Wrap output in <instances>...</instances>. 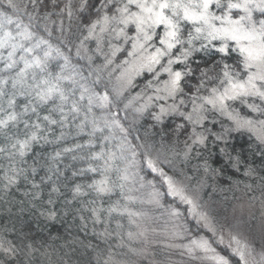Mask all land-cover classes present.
<instances>
[{
  "label": "snow or ice",
  "instance_id": "1",
  "mask_svg": "<svg viewBox=\"0 0 264 264\" xmlns=\"http://www.w3.org/2000/svg\"><path fill=\"white\" fill-rule=\"evenodd\" d=\"M25 212L94 264H264V0H0V264L55 252Z\"/></svg>",
  "mask_w": 264,
  "mask_h": 264
},
{
  "label": "trees",
  "instance_id": "2",
  "mask_svg": "<svg viewBox=\"0 0 264 264\" xmlns=\"http://www.w3.org/2000/svg\"><path fill=\"white\" fill-rule=\"evenodd\" d=\"M71 142L72 141L70 137L69 144H71ZM234 143L238 150L243 147L245 151H247L248 145L251 143V141L246 134H243L237 135ZM39 150L40 149H37V151ZM45 151L50 152L51 146H46ZM78 166L83 165L81 164ZM225 195H227L229 199L223 203H228L231 205L236 200L237 196H241L242 193L237 191L235 199L233 198L232 193H226ZM215 198L217 201H223V196L219 195L218 193L215 194ZM4 222L6 221L0 220V223ZM12 223L15 224V227L18 231L29 233L35 239L38 245L45 243L46 245H51L52 248L55 249L54 254L51 255L50 258H41L39 264H60L61 257H63L66 264H89L90 261L94 264L95 254H92L90 250L85 251L79 246H77L75 250H72L65 246L66 242H70L75 235V231L68 228V220H58L52 222L42 221L32 213L25 212L18 218L13 217ZM193 231H195V228ZM54 237H59V239H53ZM52 248L49 249L50 253L52 252ZM61 248H63V252L61 251ZM64 253H67V255H64Z\"/></svg>",
  "mask_w": 264,
  "mask_h": 264
},
{
  "label": "rangeland",
  "instance_id": "3",
  "mask_svg": "<svg viewBox=\"0 0 264 264\" xmlns=\"http://www.w3.org/2000/svg\"><path fill=\"white\" fill-rule=\"evenodd\" d=\"M219 195L223 196L225 194H221V193H218ZM246 200V197L243 196V194L240 196L238 195L236 200L230 205V204H225V203H222L220 205L221 207V210L223 212V214L229 218H231V216L233 215V210L236 209V214L237 215H243L245 217H247L248 219V232L250 235H255L258 237V234H259V230H260V227H261V218H260V215L259 213L257 212L256 215H257V219L253 220L250 216H248V209L247 207H245L244 209H241L239 207V205L241 203H243L244 201ZM228 210V211H227ZM175 260H177V264H182V262L179 261V258L178 257H174Z\"/></svg>",
  "mask_w": 264,
  "mask_h": 264
}]
</instances>
